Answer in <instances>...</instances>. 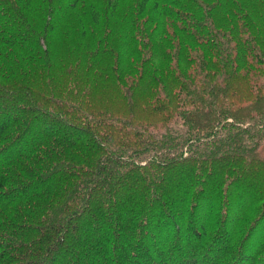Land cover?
I'll list each match as a JSON object with an SVG mask.
<instances>
[{"label": "trees", "instance_id": "16d2710c", "mask_svg": "<svg viewBox=\"0 0 264 264\" xmlns=\"http://www.w3.org/2000/svg\"><path fill=\"white\" fill-rule=\"evenodd\" d=\"M104 1L0 0V264H258L264 0Z\"/></svg>", "mask_w": 264, "mask_h": 264}, {"label": "rangeland", "instance_id": "374dc122", "mask_svg": "<svg viewBox=\"0 0 264 264\" xmlns=\"http://www.w3.org/2000/svg\"><path fill=\"white\" fill-rule=\"evenodd\" d=\"M87 0H82L76 11H80V17L82 18L84 22V27L80 26L77 12L71 14L66 20L63 22L62 27L60 29L59 36L54 40V52L56 54H65L68 51L69 48H73L75 45L77 47L82 48L85 45H82L81 42L82 36L91 38L93 35V24L90 19V15L88 13V6L86 3ZM98 6L101 10H105V1L104 0H92ZM134 3V0H124V3L121 4V6H128V4ZM108 25L112 27V23L108 22ZM88 30V31H87ZM87 32V33H85ZM116 34H118L117 31H115ZM84 33V34H83ZM254 79L258 80V82L264 86V75L259 72H252L251 73ZM249 104L252 103V100L248 101ZM247 112L249 114L248 116H241L239 118L240 125L245 130L246 128H249L256 124L255 127L249 128L248 130H251V135L254 136L253 143L254 146H252L253 151L257 155L256 157L259 159V166H256L254 169V180L253 185L254 188L252 189V193L250 197H254L255 199H258L257 204L252 207V210H248L249 216L263 218L264 217V120H261V118L254 117L255 111L253 110ZM246 120V121H245ZM258 124V125H257ZM261 211V212H260ZM264 221V219H263ZM251 220L249 221V223ZM249 223L245 225V227L249 226ZM263 223L258 225L257 229L261 228ZM248 229V228H247ZM245 248H247V243L244 245ZM255 262H258V264H264V249L260 250L259 253L253 258Z\"/></svg>", "mask_w": 264, "mask_h": 264}]
</instances>
